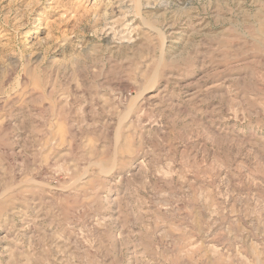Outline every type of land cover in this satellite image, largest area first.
I'll use <instances>...</instances> for the list:
<instances>
[{
  "label": "rangeland",
  "instance_id": "1",
  "mask_svg": "<svg viewBox=\"0 0 264 264\" xmlns=\"http://www.w3.org/2000/svg\"><path fill=\"white\" fill-rule=\"evenodd\" d=\"M0 264H264V0H0Z\"/></svg>",
  "mask_w": 264,
  "mask_h": 264
}]
</instances>
